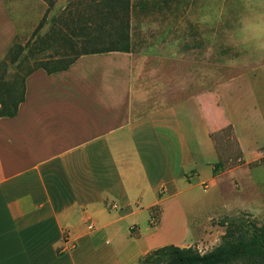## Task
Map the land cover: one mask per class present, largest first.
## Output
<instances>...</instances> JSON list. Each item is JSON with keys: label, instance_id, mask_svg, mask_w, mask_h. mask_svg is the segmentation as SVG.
Listing matches in <instances>:
<instances>
[{"label": "crops", "instance_id": "crops-1", "mask_svg": "<svg viewBox=\"0 0 264 264\" xmlns=\"http://www.w3.org/2000/svg\"><path fill=\"white\" fill-rule=\"evenodd\" d=\"M5 28L0 57L15 33L0 0ZM170 59L87 53L66 69L25 76L16 113L0 116V264H138L170 242L188 246L178 242L192 238L186 221L168 239L160 228L171 202L185 220L177 196L188 174L199 177L192 121L206 122L212 101L223 120L206 127L211 149L218 153L212 134L231 125L246 160L235 122L225 125L218 104L232 77L195 89L186 71L157 68Z\"/></svg>", "mask_w": 264, "mask_h": 264}, {"label": "rangeland", "instance_id": "rangeland-1", "mask_svg": "<svg viewBox=\"0 0 264 264\" xmlns=\"http://www.w3.org/2000/svg\"><path fill=\"white\" fill-rule=\"evenodd\" d=\"M3 1L15 24V33L0 57L7 58L6 71L0 74V91L3 83L17 74L22 76L35 61L65 53L60 35L54 40L48 38L52 28L66 30L76 41L82 40V36L76 39L71 34L75 26L70 23L67 27L66 17L74 18L76 12L81 13L79 24L89 28L83 35L91 38L87 32L98 33L93 16H89L97 13V9L87 5L89 0ZM129 3V51L171 57L170 61L160 60L157 68L170 66L176 76L178 71H186L187 82L197 81V85H192L195 89L201 86L203 90H213L232 77L218 104L224 106L230 119L225 125L235 122L246 160L238 161L237 140L228 126L215 135L219 155L211 149L206 127L223 120L212 101L207 106L206 122L198 117L192 121L189 137L194 157L192 168L199 177L188 174L187 188L177 196L185 220L176 213L178 206L171 202L160 228L166 239L180 232L186 221L191 225L192 238H180L178 242L187 241L188 246L203 253L221 242L233 218L264 227V0H129ZM5 31L6 28L0 30V36ZM102 32L103 39L95 38L86 46L114 45V40ZM13 55L16 60L10 62ZM164 63L166 66L161 67ZM218 162H221L216 168L219 175L212 178L211 165ZM198 180L205 185L196 184Z\"/></svg>", "mask_w": 264, "mask_h": 264}, {"label": "trees", "instance_id": "trees-1", "mask_svg": "<svg viewBox=\"0 0 264 264\" xmlns=\"http://www.w3.org/2000/svg\"><path fill=\"white\" fill-rule=\"evenodd\" d=\"M87 5L91 9H97V13L89 14V16H93L92 19L96 24L94 29L98 33L87 32L91 38H86V35H83L86 32L85 30L89 28L87 25L79 24L81 13L78 12H76L74 18L66 17L64 23L67 27H70L69 24L73 23L72 27L75 26L76 29L72 28L71 34H74L76 39L82 36L81 41H76L75 37L72 38L73 36L70 37L66 30L63 31L57 27L52 28L48 38L54 40L57 35H60L65 44L63 48L65 53L60 56H49L45 61H35L33 66L22 76L17 74L16 77L3 83L0 91V116H13L16 113L18 104L24 98L25 76L33 70L43 68L48 72H52L66 69L78 56L87 53L129 51L127 45L130 24L129 0H89ZM42 24L43 22L38 26H42ZM102 30L109 40H114V45L104 43L100 47L96 45H91L93 48L86 46L88 42L91 43L95 38L103 39L101 37ZM121 41H125V45L119 44ZM79 42L80 45H78ZM19 49L20 46L18 51ZM4 57L0 59V74L6 71L4 65L7 58ZM9 60L10 62L16 60L15 55L11 56ZM228 127L232 129L231 125H228ZM221 130L212 134L214 142H216V133ZM238 150L237 158L238 161L242 162L244 160L240 149ZM220 163L214 164V175L217 173L216 168L218 165L220 166ZM157 207H154L153 210H156ZM152 213L155 214V212ZM153 216L154 218L157 217L156 215ZM138 264H264V227H257L244 219L233 218L230 220V227L223 234L221 242L209 251L201 253L191 246L181 247L175 244H166L148 252L139 260Z\"/></svg>", "mask_w": 264, "mask_h": 264}, {"label": "built area", "instance_id": "built-area-1", "mask_svg": "<svg viewBox=\"0 0 264 264\" xmlns=\"http://www.w3.org/2000/svg\"><path fill=\"white\" fill-rule=\"evenodd\" d=\"M150 223H151V224H154V223H155V218H154V217L151 218ZM88 228L91 229V228H92V224H89V225H88Z\"/></svg>", "mask_w": 264, "mask_h": 264}]
</instances>
